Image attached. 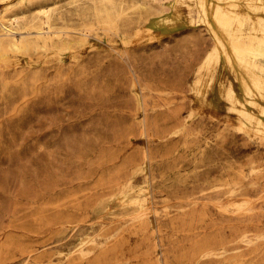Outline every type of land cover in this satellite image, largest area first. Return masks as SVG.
Instances as JSON below:
<instances>
[{
	"label": "rangeland",
	"instance_id": "rangeland-1",
	"mask_svg": "<svg viewBox=\"0 0 264 264\" xmlns=\"http://www.w3.org/2000/svg\"><path fill=\"white\" fill-rule=\"evenodd\" d=\"M0 264H264V0H0Z\"/></svg>",
	"mask_w": 264,
	"mask_h": 264
},
{
	"label": "bare ground",
	"instance_id": "bare-ground-1",
	"mask_svg": "<svg viewBox=\"0 0 264 264\" xmlns=\"http://www.w3.org/2000/svg\"><path fill=\"white\" fill-rule=\"evenodd\" d=\"M208 15V14H207ZM7 32H9L10 30L9 29H6V28H4Z\"/></svg>",
	"mask_w": 264,
	"mask_h": 264
},
{
	"label": "crops",
	"instance_id": "crops-1",
	"mask_svg": "<svg viewBox=\"0 0 264 264\" xmlns=\"http://www.w3.org/2000/svg\"><path fill=\"white\" fill-rule=\"evenodd\" d=\"M218 94H219V97H220V92L218 91ZM241 97V96H240ZM220 99H221V97H220ZM221 100H223V99H221Z\"/></svg>",
	"mask_w": 264,
	"mask_h": 264
}]
</instances>
